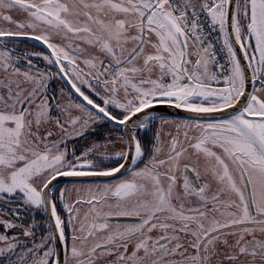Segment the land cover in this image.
<instances>
[{
	"label": "snow or ice",
	"instance_id": "1",
	"mask_svg": "<svg viewBox=\"0 0 264 264\" xmlns=\"http://www.w3.org/2000/svg\"><path fill=\"white\" fill-rule=\"evenodd\" d=\"M0 19V264H264V0H0Z\"/></svg>",
	"mask_w": 264,
	"mask_h": 264
},
{
	"label": "rangeland",
	"instance_id": "2",
	"mask_svg": "<svg viewBox=\"0 0 264 264\" xmlns=\"http://www.w3.org/2000/svg\"><path fill=\"white\" fill-rule=\"evenodd\" d=\"M14 18H22V14L20 13V10H14L12 13H11ZM0 26H3V27H8L9 25L7 24V22H4L2 19H0ZM30 47H33L32 45H29ZM37 51H39L38 49H35ZM41 51V50H40ZM42 66V65H41ZM174 120L176 121H179L181 119H177V118H173ZM183 129L180 130V140L181 142L184 141V138H183ZM169 132H171L173 134V136H175L177 134V130H176V126L175 124H166V125H163L162 129H161V139L162 141L164 142V147H165V151H167V147H168V143H169V136L167 135ZM191 135V133H190ZM106 182H110V181H98V182H94V183H91L93 184V186H95V184L99 183L102 187L103 183H106ZM77 183H83V184H89V183H84V182H77ZM95 190V188H94ZM73 197L75 196V193H72ZM85 199H87V195L85 194ZM99 207V205H97ZM77 207L79 208V211H80V214H79V217H78V221H77V227H79V224L80 223H84L85 225H88V224H91L93 222V219H94V213H91L88 215V218L85 219V214L86 213H90V206L87 204V203H83V204H80V205H77ZM97 223H100V222H103V220H96ZM106 233H103V232H98L97 233V236H103L105 235ZM111 259V258H109Z\"/></svg>",
	"mask_w": 264,
	"mask_h": 264
},
{
	"label": "water",
	"instance_id": "3",
	"mask_svg": "<svg viewBox=\"0 0 264 264\" xmlns=\"http://www.w3.org/2000/svg\"><path fill=\"white\" fill-rule=\"evenodd\" d=\"M39 44V43H38ZM158 110L165 115H170L171 118H190L192 114L185 112L183 109H176L170 106H158ZM120 174H117L119 177ZM64 182H98L109 181L108 178H63Z\"/></svg>",
	"mask_w": 264,
	"mask_h": 264
},
{
	"label": "flooded vegetation",
	"instance_id": "4",
	"mask_svg": "<svg viewBox=\"0 0 264 264\" xmlns=\"http://www.w3.org/2000/svg\"><path fill=\"white\" fill-rule=\"evenodd\" d=\"M29 45H32L35 49H38L39 51L40 50H43L42 49V47L38 44V43H31V44H29ZM177 119H182V118H177ZM157 128H160V129H162L161 128V126H160V124H159V122H157ZM101 182V181H100ZM84 183H94V182H84ZM62 215H63V213H62ZM67 231V230H66Z\"/></svg>",
	"mask_w": 264,
	"mask_h": 264
},
{
	"label": "trees",
	"instance_id": "5",
	"mask_svg": "<svg viewBox=\"0 0 264 264\" xmlns=\"http://www.w3.org/2000/svg\"><path fill=\"white\" fill-rule=\"evenodd\" d=\"M32 42H29V44H31Z\"/></svg>",
	"mask_w": 264,
	"mask_h": 264
}]
</instances>
